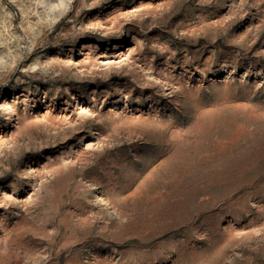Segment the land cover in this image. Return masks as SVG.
Instances as JSON below:
<instances>
[{
	"label": "rangeland",
	"instance_id": "1",
	"mask_svg": "<svg viewBox=\"0 0 264 264\" xmlns=\"http://www.w3.org/2000/svg\"><path fill=\"white\" fill-rule=\"evenodd\" d=\"M0 264H264V0H0Z\"/></svg>",
	"mask_w": 264,
	"mask_h": 264
}]
</instances>
